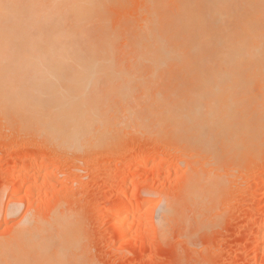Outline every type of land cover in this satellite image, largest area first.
<instances>
[{
	"label": "bare ground",
	"instance_id": "1",
	"mask_svg": "<svg viewBox=\"0 0 264 264\" xmlns=\"http://www.w3.org/2000/svg\"><path fill=\"white\" fill-rule=\"evenodd\" d=\"M125 55L151 76L109 77L107 91L93 92L102 77L92 73L121 72ZM171 68L186 77L136 95L133 82L150 86ZM0 111L60 149H101L124 125L146 134L171 128L208 166L262 146L263 153L264 0H0ZM214 170L215 177L205 174L209 168L206 176L192 174L186 193L194 205L215 201L223 184ZM136 201L139 209L147 202ZM59 207L50 222L29 209L13 236L0 241V264H88L78 257V213ZM137 208L119 203L103 215L126 235ZM173 211L164 206L160 232Z\"/></svg>",
	"mask_w": 264,
	"mask_h": 264
},
{
	"label": "rangeland",
	"instance_id": "2",
	"mask_svg": "<svg viewBox=\"0 0 264 264\" xmlns=\"http://www.w3.org/2000/svg\"><path fill=\"white\" fill-rule=\"evenodd\" d=\"M121 57L127 61L121 72L92 73L102 77L93 92L107 91L109 77L151 76L147 69L136 70L128 63L133 56ZM186 75L183 68H171L158 73L150 86L135 81L132 87L145 98ZM17 123L3 119L0 111V241L13 236L29 209L40 221L50 222V210L59 205L60 213L75 211L81 219L78 257L83 255L88 264H264L263 146L240 159L228 156L213 165L206 160L212 170L218 169L216 180L223 186L212 194L213 203L201 207L186 192L192 174L202 175L210 165L171 128L161 135L122 125L120 136L105 147L77 151L51 145ZM161 160V166L152 168L151 163ZM136 199L147 202L139 209ZM119 203L131 211L137 208V215L126 220V235L103 215ZM164 206L178 217L173 211L162 233L158 223Z\"/></svg>",
	"mask_w": 264,
	"mask_h": 264
}]
</instances>
